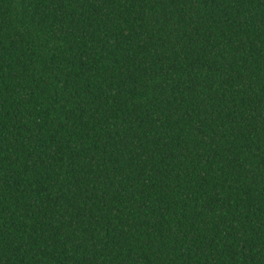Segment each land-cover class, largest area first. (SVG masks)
<instances>
[{
    "label": "trees",
    "instance_id": "obj_1",
    "mask_svg": "<svg viewBox=\"0 0 264 264\" xmlns=\"http://www.w3.org/2000/svg\"><path fill=\"white\" fill-rule=\"evenodd\" d=\"M0 264H264V0H0Z\"/></svg>",
    "mask_w": 264,
    "mask_h": 264
}]
</instances>
